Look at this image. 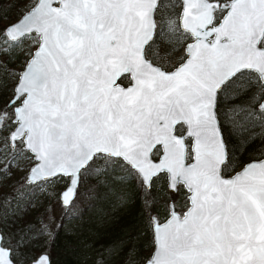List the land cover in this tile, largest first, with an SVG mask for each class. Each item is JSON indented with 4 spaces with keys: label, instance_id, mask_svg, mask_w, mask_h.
<instances>
[{
    "label": "snow or ice",
    "instance_id": "obj_1",
    "mask_svg": "<svg viewBox=\"0 0 264 264\" xmlns=\"http://www.w3.org/2000/svg\"><path fill=\"white\" fill-rule=\"evenodd\" d=\"M13 2L24 10L0 24V187L21 175L0 197V264H50L29 254L46 223L6 226L37 193L78 216L93 177L119 209L139 193L124 264H264V138L243 165L223 138L224 121L245 138L264 125V0ZM109 247L93 264H111Z\"/></svg>",
    "mask_w": 264,
    "mask_h": 264
},
{
    "label": "trees",
    "instance_id": "obj_2",
    "mask_svg": "<svg viewBox=\"0 0 264 264\" xmlns=\"http://www.w3.org/2000/svg\"><path fill=\"white\" fill-rule=\"evenodd\" d=\"M23 10L21 5L14 3L13 0H0V16H7L13 20ZM14 58L17 57H13V60ZM13 64L10 65L11 68H19L14 67ZM231 99L232 96L227 93L222 95L220 97L221 107L227 106ZM244 103H248V101H244ZM245 135L247 138L236 133L228 122L224 121L223 138L234 165L241 164L256 154L251 148H248V145L257 137L264 138V125L252 121ZM259 142L257 140V143ZM228 171H231V168ZM88 185H91L90 193H85V198L78 199L76 202L79 215L76 217L71 213L65 215L61 208L49 235L33 244L29 252L30 255H35L46 246L50 264H93L98 250L109 245V251H115V255L111 257V264H124V255L119 251V242L124 235L125 226L130 224L142 226L144 222V217L141 215L139 193L133 188L129 193L133 196L130 206L119 209L114 206L112 193L103 181L97 183L94 177L88 178L81 185V192H84L85 186ZM11 190L12 186L4 194L7 195ZM37 195L38 193L32 199L34 200ZM21 210L24 213L22 218L9 222L6 230L19 228L26 221L42 220L40 207L28 210L27 198L21 202ZM150 242V233L140 238L138 245L141 255L150 251L148 247ZM111 246H115V248Z\"/></svg>",
    "mask_w": 264,
    "mask_h": 264
},
{
    "label": "rangeland",
    "instance_id": "obj_3",
    "mask_svg": "<svg viewBox=\"0 0 264 264\" xmlns=\"http://www.w3.org/2000/svg\"><path fill=\"white\" fill-rule=\"evenodd\" d=\"M2 17L3 19H0V23L4 25L11 20L10 17H7V16H2ZM22 59H23V56L19 58H14L15 62L13 66L16 68L20 67ZM20 175H21L20 172H16L15 175H13L11 179L3 178V186L0 187V197L6 196L4 192L13 185V183L16 181L17 176H20ZM38 207H40V214H41L42 220L49 226V229L51 230L52 226L55 223V218L61 210V205L59 201L55 199H51L48 196H43V195L38 194L37 197L33 200L32 206L28 207V210L31 211ZM47 235H49V233ZM42 249L46 250L47 247L44 246Z\"/></svg>",
    "mask_w": 264,
    "mask_h": 264
},
{
    "label": "water",
    "instance_id": "obj_4",
    "mask_svg": "<svg viewBox=\"0 0 264 264\" xmlns=\"http://www.w3.org/2000/svg\"><path fill=\"white\" fill-rule=\"evenodd\" d=\"M17 17H18V16H17ZM17 17H16L15 19H13V20L7 22L5 25L11 23L12 21H15V20L17 19ZM126 83H127V82H126ZM249 159H250V158H249ZM249 159L243 161L240 165H243L244 163H247V162L249 161ZM237 170H239V169H237ZM229 174H234V173H232V171H229ZM44 253H46V254L48 255V252H47L45 249L39 250L36 254H44ZM36 254H35V255H36ZM48 257H49V255H48ZM49 259H50V258H49Z\"/></svg>",
    "mask_w": 264,
    "mask_h": 264
},
{
    "label": "flooded vegetation",
    "instance_id": "obj_5",
    "mask_svg": "<svg viewBox=\"0 0 264 264\" xmlns=\"http://www.w3.org/2000/svg\"><path fill=\"white\" fill-rule=\"evenodd\" d=\"M125 83H126V81H125Z\"/></svg>",
    "mask_w": 264,
    "mask_h": 264
}]
</instances>
